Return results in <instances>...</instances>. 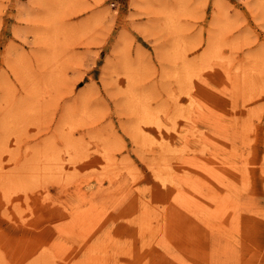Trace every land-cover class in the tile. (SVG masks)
<instances>
[{"label": "rangeland", "instance_id": "rangeland-1", "mask_svg": "<svg viewBox=\"0 0 264 264\" xmlns=\"http://www.w3.org/2000/svg\"><path fill=\"white\" fill-rule=\"evenodd\" d=\"M0 70V264H264V0H0Z\"/></svg>", "mask_w": 264, "mask_h": 264}, {"label": "bare ground", "instance_id": "bare-ground-1", "mask_svg": "<svg viewBox=\"0 0 264 264\" xmlns=\"http://www.w3.org/2000/svg\"><path fill=\"white\" fill-rule=\"evenodd\" d=\"M67 2H68V1H67ZM170 16H171V15H169V17H170ZM171 18H172V17H171ZM171 18H170V20H171ZM170 20H169V21H170ZM172 20H173V19H172ZM172 22H173V21H172ZM172 22H171V23H172ZM57 28H59V27H57ZM57 28H56L55 30L58 31ZM59 29H60V28H59ZM52 31H53V30H52ZM55 32H56V31H55ZM15 33H16V32H15ZM53 33H54V31H53ZM59 33H60V32H59ZM59 33H58V34H59ZM49 35H51V34H49ZM49 35H48V36H49ZM53 36H54V34H53ZM59 37H60V34H59ZM59 37H58V38H59ZM59 39H60V38H59ZM59 41H60V40H59ZM56 42H57V41H56ZM176 45L178 46V50H179V44H176ZM219 48H220V47H218V49H219ZM214 50H215V49H214ZM216 50H217V49H216ZM216 50H215V53H216ZM217 51H218V50H217ZM179 53H180V51H179ZM175 54H176V53H175ZM175 54H174V55H175ZM23 55H24V54H23ZM172 55H173V54H172ZM216 55H217V53H216ZM218 55H219V54H218ZM218 55H217V56H218ZM222 55H224L223 52H222ZM217 56H216V57H217ZM19 57H20V56H19ZM181 57H182V56H181ZM21 58H22V56H21ZM52 58H54V57H52ZM175 58H178V57L176 56ZM219 58H220V56H219ZM18 59H20V58H18ZM18 59H16V60H17V63H18ZM210 59H211V58H210ZM20 61H21V60H20ZM22 61H23V60H22ZM209 61H210V60H209ZM13 62L16 63V61H14V60H13ZM203 62H204V61H203ZM210 62H211V61H210ZM215 62H217V61H215ZM205 63H206V62H205ZM227 63H228V62H227ZM12 64H13V63H12ZM222 64H223V63H222ZM20 65H21V64H20ZM20 65H17V64H16V66H15V64H14L15 67H14L13 65H12V66L14 67V70L16 71V68H17V67H20ZM22 65H23V67L26 68V66H24L23 62H22ZM22 65H21V66H22ZM206 65H207V64H206ZM206 65H205V66H206ZM200 66H202V65L200 64ZM230 66H231V65H230ZM13 67H12V68H13ZM208 67H209V66H208ZM208 67H207V68H208ZM12 68H11V69H12ZM226 68H228V67L226 66ZM18 69H19V68H18ZM242 69H244V68H242ZM242 69H241V70H242ZM26 70H27V69L23 70V72L25 71V74H26V73L28 74V71H26ZM182 70H183V69H182ZM200 70H202V69H200ZM211 70H212V69H211ZM223 70H224V69H223ZM0 71H1V70H0ZM5 71H6V69H5ZM21 71H22V70H21ZM21 71H19V72H21ZM184 71H185V70H184ZM228 71H229V70H228ZM228 71H227V72H228ZM177 72H178V71H177ZM182 72H183V71H182ZM199 72H201V71H199ZM199 72H198V73H199ZM202 72H204V71H202ZM230 72H231V71H230ZM245 72H246V71H245ZM185 73H186V72H185ZM228 73H229V72H228ZM18 74H19V73H18ZM15 75H16V74H15ZM131 75H132V74H131ZM197 75H199V74H197ZM227 75H228V74H227ZM245 75H246V74H245ZM247 75H248V74H247ZM24 76H25V75H24ZM133 76H134V75H133ZM194 76H195V75H194ZM243 76H244V75H243ZM248 76H249V75H248ZM180 77H181V76H180ZM198 77H199V76H198ZM201 77H202V76H201ZM234 77H235V76H234ZM251 77H252V76H251ZM21 78H22V77H21ZM21 78H20V79H21ZM247 78H248V77H247ZM247 78H246V79H247ZM18 79H19V78H18ZM189 79H190V77L188 78V80H189ZM194 79H195V78H194ZM233 79H234V78H233ZM246 79H245V80H246ZM249 79H250V78H248V80H249ZM21 80H22V79H21ZM248 80H247V81H248ZM191 81H192V80H191ZM229 81H230V80H229ZM235 81H236V80H235ZM235 81H234V82H235ZM251 81H252V80H250V82H247V83H250V85H251ZM185 82H186V81H185ZM237 82H238V81H236L235 83H237ZM244 82H245V81H244ZM207 83L209 84V82H207ZM231 83H232V82H231ZM177 84H179V83H177ZM189 84H190V83H189ZM237 84H238V83H237ZM210 85H211V83H210ZM210 85H209V86H210ZM233 85H234V84H233ZM21 86H22V85H21ZM193 86H194V85H193ZM9 87H10V86H9ZM15 87H16V85H15ZM23 87H24V86H23ZM246 87H247V86H246ZM6 88H7V89H10V88H8L7 86H6ZM11 88L13 89L14 86L11 87ZM181 88H182V87H181ZM211 88H212V87H211ZM12 89H11V90H12ZM15 89H16V88H15ZM21 89H22V88H21ZM23 89H24V88H23ZM190 89H191V88H190ZM192 89H193V88H192ZM34 90H35V89H34ZM7 91H8V90H7ZM7 91H6V92H7ZM6 92L3 94V96L6 95V94H8V93H6ZM17 93H18V92H17ZM27 93H28V92H27ZM181 93H182V92H181ZM235 93L237 94L238 92H235ZM14 94H15V93H14ZM32 94H33V93H32ZM32 94H31V95H32ZM142 94H143V93H142ZM174 94H175V93H174ZM193 94H194V93H193ZM21 95H22V94H20V96H21ZM24 95H25V94H24ZM26 95H28V94H26ZM204 95H205V94H204ZM3 96H2V97H3ZM12 96H13V95H12ZM12 96H11V97H12ZM20 96H19V97H20ZM33 96H36V95L34 94ZM176 96H177V94H176ZM176 96H174V97H176ZM189 96H190V93H189ZM7 97H8V95H6V97H3V98L6 99ZM11 97H10V98H11ZM17 97H18V96H17ZM19 97H18V98H19ZM26 97H28V96H26ZM26 97H24V98H26ZM149 97H150V96H149ZM149 97H148V98H149ZM15 98H16V97H15ZM29 98H30V97H29ZM33 98H34V100H36V99H35L36 97H33ZM33 98H32V99H33ZM145 98H146V97H145ZM148 98H146V99H148ZM188 98H189V97H188ZM190 98H191V97H190ZM190 98H189V100H190ZM219 98H221V97H218V99H219ZM13 99H14V98H13ZM16 99H17V98H16ZM19 99H20V98H19ZM19 99H18L17 101H19ZM32 99H30V100L33 101ZM38 99H39V97H38ZM38 99L36 100V102L38 101ZM146 99H145V100H146ZM2 100H3V99H2ZM6 100H7V99H6ZM24 100H25V99H24ZM30 100H29V101H30ZM143 100H144V99H143ZM152 100H153V102L155 101V100L153 99V97H152ZM236 100H237V99H236ZM3 101H4V100H3ZM14 101H15V99H14ZM20 101H21V100H20ZM20 101H19V102H20ZM22 101H23V100H22ZM29 101H28V103H29ZM149 101H151V100H149ZM149 101H148V102H149ZM232 101H233V100H232ZM24 102H25V101H24ZM145 102H146V101H145ZM153 102H152V103H153ZM155 102H156V101H155ZM189 102H190V101H189ZM7 103H8V102H7ZM11 103H12V100H11ZM28 103H27V105H28ZM30 103H32V102H30ZM33 103L35 104V101H34ZM33 103H32V104H33ZM149 103H150V102H149ZM152 103H150V104H152ZM235 103H236V102H235ZM235 103H234V104H235ZM17 104H18V102H17ZM32 104H31V105H32ZM34 104H33V105H34ZM144 104H146V103H144ZM147 104H148V103H147ZM150 104H149V105H150ZM14 105H15V102H14ZM18 105H19V107H20V104H18ZM25 105H26V103H25ZM31 105H30V106H31ZM33 105H32V108L34 109ZM132 105H133V104H132ZM132 105H131V106H132ZM170 105H171V104H170ZM170 105H167V106H170ZM9 106H10V105H9ZM21 106H22V104H21ZM30 106H28V107H30ZM158 106L160 107V105H158ZM158 106H157V107H158ZM161 106L163 107V105H161ZM183 106H184V104H183ZM185 106H186V103H185ZM14 107H15V106H14ZM24 107L26 108V106H24ZM143 107H144V106H143ZM147 107H148V106H147ZM170 107H171V106H170ZM186 107H187V106H186ZM201 107H202V106H201ZM16 108H17V107H16ZM22 108H23V107H22ZM32 108H31V110H32ZM137 108H138V107H137ZM137 108H136V109H137ZM151 108H152V106H151ZM151 108L149 107V109H151ZM163 108H164V107H163ZM171 108H172V107H171ZM193 108H194V107H193ZM4 109H7V108H6V104L4 105ZM20 109H21V107H20ZM27 109H29V108H27ZM145 109H146V108H145ZM176 109H177V108H176ZM180 109H181V108H180ZM220 109H221V108H220ZM15 110H16V109H15ZM31 110H30V111H31ZM160 110H161V108H160ZM183 110H185L184 107H183ZM6 111H7V110H6ZM24 111H25V109H24ZM24 111H22V112H24ZM27 111H28V110H27ZM134 111H135V110H134ZM141 111H142V110H141ZM144 111H145V110H144ZM171 111H172V110H171ZM175 111H176V110H175ZM175 111H174V112H175ZM177 111H178V110H177ZM177 111H176V113H177ZM188 111H189V110H188ZM204 111H205V110H204ZM204 111H203V112H204ZM13 112H14V111H13ZM19 112H20V111H19ZM25 112H26V111H25ZM164 112H165V111H164ZM168 112H170V111H168ZM178 112H179V111H178ZM4 113H5V111H4ZM11 113H12V112H11ZM27 113H28V112H27ZM136 113H137V112H136ZM147 113H148V112H147ZM161 113H162V112H161ZM192 113H193V112H192ZM213 113H214V112H213ZM20 114H21V113H20ZM173 114H174V113H173ZM185 114H186V115H185V117H186V116H187V113H185ZM188 114H189V113H188ZM7 115H8V113H7ZM7 115L4 114L3 119L6 118ZM11 115H12V114H11ZM11 115H10V116H11ZM23 115H24V114H23ZM27 115H28V114H27ZM166 115H167V114H166ZM170 115H171V113H170ZM178 115L180 116L181 114L178 113ZM191 115H192V114H191ZM217 115H218V114H216V116H217ZM176 117H177V116H176ZM176 117H175V118H176ZM187 117H188V116H187ZM187 117H186V118H187ZM189 117H190V114H189ZM189 117H188V118H189ZM10 118H11V117H10ZM15 118H16V116H12V120H13L12 122H13V125L16 126L17 124H14V119H15ZM20 118H21V117H20ZM140 118H141V117H140ZM159 118H161V117H159ZM170 118H171V117H170ZM7 119H8V117H7ZM7 119H6V121H7ZM136 119H137V118H136ZM9 120H10V119H9ZM17 120H19V119H17ZM22 120H23V119H22ZM145 120H147V119L145 118ZM145 120H144V121H145ZM161 120H163V119H161ZM186 120H187V119H186ZM6 121H4V125H5V122H6ZM136 121H137V120H136ZM173 121H174V118H173ZM173 121H172V122H173ZM175 121H176V120H175ZM7 122H8V121H7ZM138 122H139V121H138ZM136 123H137V122H136ZM163 123H164V122H162L161 125H162ZM177 123H178V122H177ZM237 123H238V120H237ZM173 124H174V123H173ZM5 126H8V124L6 123ZM15 126H13V127H15ZM164 126H165V125H164ZM167 126H168V125H167ZM176 126H177V125H176ZM244 126H245V125H244ZM246 126H247V125H246ZM11 127H12V126H11ZM211 127H212V126H211ZM238 127H239V126H238ZM161 128H162V127L160 126V131L163 130V129H161ZM248 128H249V127H248ZM248 128H247V129H248ZM137 129H138V128H137ZM176 129H177V128H176ZM139 130H140V129H139ZM239 130H240V129H239ZM243 130H244V129H243ZM206 131H207V130H206ZM138 132H139V136H140L141 133H140V131H138ZM160 133H162V132H160ZM178 133H179V132H178ZM185 133H186V132H185ZM185 133H184V134H185ZM188 133H189V132H188ZM188 133L185 134V135H188ZM190 133H191V132H190ZM237 133H239V132H237ZM237 133H236V134H237ZM142 134H143V133H142ZM180 134H181V133H180ZM191 134H193V133H191ZM244 134H245V132H244ZM152 136H153V135H152ZM233 136H234V135H233ZM160 137L163 138V136H160ZM183 137H184V136H183ZM185 137H187V136H185ZM194 137H195V135H194ZM194 137L192 136V138H194ZM140 138H141V136H140ZM150 138H152V137H149V139H150ZM195 138H196V137H195ZM231 138H232V136H231ZM142 139H143V138H142ZM185 139H186V138H185ZM161 140H162V139H161ZM186 140H187V139H186ZM152 141H153V139H152ZM218 141H219V140H218ZM163 142H164V141H163ZM163 142H162V143H163ZM152 143H154V142H152ZM169 143H170V142H169ZM146 144H147V143H146ZM192 144H193V143H192ZM154 145H155V144H154ZM159 145H160V144H159ZM162 145H163V144H162ZM162 145H161V146H162ZM195 145H196V144H195ZM220 145H221V144H220ZM170 146H171V148L173 147L171 144H170ZM183 146H184V145H183ZM202 146H203V145H202ZM154 147H155V146H154ZM181 147H182V146H181ZM161 148H163V147H161ZM173 148H174V147H173ZM202 148H203V147H202ZM164 149H166V147H165ZM181 149H182V148H181ZM195 149H196V148H195ZM43 150H44V149H43ZM51 150H52V149H51ZM78 150H79V149H78ZM95 150H96V149H95ZM176 150H177V149H176ZM184 150H185V149H184ZM237 150H239V149H237ZM41 151H42V150H41ZM45 151H46V150H45ZM68 151H69V149H68ZM165 151H166V150H165ZM181 151H182V150H181ZM187 151H188V150H187ZM202 151H203V150H202ZM53 152H54V151H53ZM163 152H164V150H163ZM191 152H192V151H191ZM194 152H195V150H194ZM38 153H39V151H38ZM38 153H37V155H38ZM72 153H73V152H72ZM78 153H79V152H78ZM176 153H177V151H175V154H176ZM181 153H182V152H181ZM40 154H41V153H40ZM172 154H173V153H172ZM182 154H183V153H182ZM194 154H195V153H194ZM57 155H58V154H55V157H56ZM166 155H167V154H166ZM166 155H165V157H166ZM206 155H207V154H206ZM237 155H238V153H237ZM35 156H36V155H35ZM39 156H40V155H39ZM59 156H60V155H58V157H59ZM72 156H73V155H72ZM74 156H75V155H74ZM169 156H170V155H169ZM175 156H176V155H175ZM234 156H235V155H234ZM239 156H240V152H239L238 157H239ZM36 157H38V156H36ZM167 157H168V155H167ZM173 157H174V156H173ZM223 157H224V156H223ZM240 157H241V156H240ZM39 158L41 159V157H39ZM39 158H38V159H39ZM236 158H237V156H236ZM44 159H45V158H44ZM61 159H62V158H61ZM72 159H73V158H72ZM76 159H77V157H76ZM167 159H168V158H167ZM224 159H226V158L224 157ZM42 160H43V159H42ZM74 160H75V159H74ZM33 161H34V160H33ZM57 161H58V160H57ZM60 161H61V160H60ZM60 161H58V162H60ZM75 161H76V160H75ZM167 161H168V160H167ZM35 162L37 163V160H36ZM39 162L41 163V161H38V163H39ZM44 162H45V161L43 160V163H44ZM226 162H227V161H226ZM36 163H35L34 165H36ZM50 163H51V162H50ZM50 163H46V162H45V165L47 164V166H48V164H50ZM246 163H247V162H246ZM57 164H58V163H57ZM62 164H63V162H62ZM37 165H39V164H37ZM42 165H43V164H42ZM45 165H44V166H45ZM53 165H54V164H53ZM53 165H52V166H53ZM59 165H60V163H59ZM169 165H170V163H169ZM169 165H168V166H169ZM39 166H41V165H39ZM55 166H57V165H55ZM150 166H151V165H150ZM150 166H149V167H150ZM170 166H171V165H170ZM238 166H239V165H238ZM27 167H28V166H27ZM29 167H31V166H29ZM29 167H28V168H29ZM37 167H38V166H37ZM48 167H49V166H48ZM171 167H172V166H171ZM243 167H244V166H243ZM43 168H44V167H43ZM45 168H46V166H45ZM167 168H168V167H167ZM30 169H31V168H30ZM46 169H47V168H46ZM149 169H150V168H149ZM33 170H34V169H33ZM167 170H168V169H167ZM242 170H243V168H242ZM41 171H42V170H41ZM157 171H158V170H157ZM245 171H246V169H245ZM168 172H169V170H168ZM172 172H173V171H172ZM243 172H244V171H243ZM32 173H33V172H32ZM34 173H35V172H34ZM36 173H37V172H36ZM38 173H39V171H38ZM38 173H37V174H38ZM170 173H171V172H170ZM245 173H246V172H245ZM172 175H174V174H172ZM132 177H133V176H132ZM165 177H166V176H165ZM170 177H172V176L170 175ZM156 178H157V177H156ZM167 178H168V177H167ZM156 180H158V178H157ZM165 180H166V179H165ZM165 180H164V181H165ZM168 180H169V179H168ZM172 181H173V178H172ZM166 182H167V181H166ZM170 182H171V181H170ZM171 183H172V182H171ZM163 184H164V183H163ZM175 184H176V182H175ZM181 185H182V184H181ZM249 185H250V184H249ZM130 188H131V187H130ZM149 188H150V187H149ZM165 188H166V187H165ZM145 190H146V189H145ZM142 191H143V189H142ZM149 191H150V189H149ZM146 192H147V191H146ZM147 193H148V192H147ZM161 210H162V209H161ZM164 212H165V211H164ZM79 215H80V214H79ZM157 215H159V212H157ZM159 216H160V215H159ZM147 217H148V216H147ZM150 217H151V216H150ZM103 219H104V218H103ZM149 219H150V218H149ZM155 221H156V220H155ZM99 222H100V221H99ZM101 222H102V221H101ZM98 225H99V224H98ZM74 226H75V225H74ZM161 228H163V227H161ZM74 229H75V228H74ZM74 229H72V230H74ZM157 230H158V229H157ZM88 231H92V230H89V229H88ZM107 242H108V241H107ZM135 242H136V241H135ZM136 243H137V242H136ZM241 246H242V244H241ZM127 251H128V250H126V252H127ZM101 255H103V254H101ZM236 255H237V254H236ZM101 257H102V256H101ZM96 259H97V258H96ZM98 261H99V260H98Z\"/></svg>", "mask_w": 264, "mask_h": 264}]
</instances>
